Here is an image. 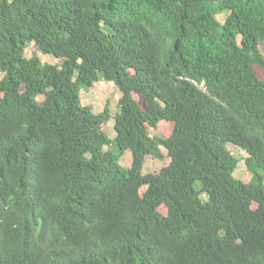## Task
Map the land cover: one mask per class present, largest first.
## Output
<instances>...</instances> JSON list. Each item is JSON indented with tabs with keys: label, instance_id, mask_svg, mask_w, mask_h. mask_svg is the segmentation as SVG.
Returning <instances> with one entry per match:
<instances>
[{
	"label": "trees",
	"instance_id": "16d2710c",
	"mask_svg": "<svg viewBox=\"0 0 264 264\" xmlns=\"http://www.w3.org/2000/svg\"><path fill=\"white\" fill-rule=\"evenodd\" d=\"M261 46L264 0H0V264H264Z\"/></svg>",
	"mask_w": 264,
	"mask_h": 264
},
{
	"label": "rangeland",
	"instance_id": "374dc122",
	"mask_svg": "<svg viewBox=\"0 0 264 264\" xmlns=\"http://www.w3.org/2000/svg\"><path fill=\"white\" fill-rule=\"evenodd\" d=\"M225 19L224 15H219L218 20L223 23ZM261 53L264 55V48L260 47ZM33 54H37L39 58L41 59L42 63L47 64H55V59H53L52 56L49 55H43L40 52L36 50V48L32 45L26 48L24 52V57L29 59L32 57ZM3 74L0 73V79L2 78ZM121 94L118 90V88L112 83L107 82L105 80H100L99 82L95 83L92 88L85 89V87L81 90V103L83 106H89L92 108L93 112L95 114L100 113L103 111L106 104H108L110 113L112 115V119L107 124L105 130L107 132V135L110 139L115 138V130H114V115L117 113L118 108V100L120 98ZM135 99H138L137 96H134ZM37 100L43 101V96H38ZM164 127V126H160ZM164 129V128H162ZM165 130V129H164ZM166 133V131H164ZM151 133L155 136H162L163 131L162 130H151ZM164 133V134H165ZM108 147H105V150ZM112 151L115 153L118 152L117 145L115 143H112L109 147ZM227 149L231 152V154L234 156V158L238 161L236 170L234 172V177L236 179H242L245 177L247 173L245 160L248 157L246 152L238 148L237 146L229 143L227 144ZM161 151L165 158L163 160L155 159L154 157H147L144 164V173H151V174H158L159 171L168 164L169 159L167 158V151L164 148H161ZM132 162L131 153L130 151H125L123 155L120 157V165L123 169L130 168ZM252 176V174H251ZM250 179V175L248 176ZM248 179V180H249ZM145 191V187L140 190V193L142 194ZM202 199L206 200L207 197L205 195L202 196ZM158 211L164 215L166 213L165 207L161 206L158 208Z\"/></svg>",
	"mask_w": 264,
	"mask_h": 264
}]
</instances>
